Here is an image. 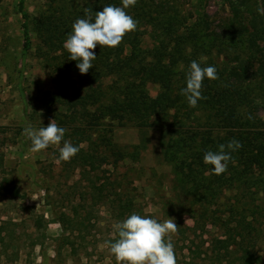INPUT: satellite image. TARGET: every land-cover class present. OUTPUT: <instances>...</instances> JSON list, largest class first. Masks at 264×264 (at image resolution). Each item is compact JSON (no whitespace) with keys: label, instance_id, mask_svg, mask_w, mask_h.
Instances as JSON below:
<instances>
[{"label":"rangeland","instance_id":"374dc122","mask_svg":"<svg viewBox=\"0 0 264 264\" xmlns=\"http://www.w3.org/2000/svg\"><path fill=\"white\" fill-rule=\"evenodd\" d=\"M18 2L0 0V153L6 171L0 173V264H263L264 179L259 187L247 188L234 182L227 169L223 177L233 182L232 186L227 182L218 198L199 201L201 191L191 182L192 177L177 173L166 158L168 137L163 130L170 123L168 116L149 119L148 128L133 124L117 127L104 120L102 126L111 125L112 132L103 133L105 141L92 132L87 142L84 135L70 130L73 114L61 104L64 91L60 87L67 82L73 88L68 95L76 98L82 94L78 73L71 68L67 73L62 66L58 73L56 64H71L69 47L84 45L73 44L72 35L76 40L87 37L101 44L98 32L103 24L112 23L111 18L110 22L103 20L106 12L128 16L135 15L136 7L159 10L176 15L179 24L185 23L188 29L202 18L203 28L208 25L206 31L217 35L237 10L248 20L251 13L257 21L264 20V0H112L106 9L97 0H24L32 38L24 63ZM36 20L57 30L62 42L57 44L58 53L45 47L47 34L35 31ZM136 25L138 46L153 49L158 42L154 29L139 21ZM221 44L224 49L220 51L201 45L202 61L220 69L227 63L235 66L236 51L226 45V39H221ZM61 45L67 59L62 58ZM49 65L56 66L55 70ZM108 79L103 80L105 85L110 84ZM231 80L225 77L227 86ZM251 84L248 97L252 102L242 106L240 115L256 119L249 131L261 135L259 143H242L248 145L250 158L255 154L263 158L264 79L253 76ZM147 91L154 97L158 86L148 84ZM97 105L90 106L91 112ZM201 122L210 124L203 117ZM230 138L234 139L232 134ZM75 142L83 149L100 152L103 159L96 170L68 162L67 150ZM4 177L12 180L19 196L13 197L3 188ZM120 202L130 206L146 231L128 256L112 248L118 233L129 232L125 218H119L117 212ZM215 239H227L228 250L216 254Z\"/></svg>","mask_w":264,"mask_h":264},{"label":"trees","instance_id":"16d2710c","mask_svg":"<svg viewBox=\"0 0 264 264\" xmlns=\"http://www.w3.org/2000/svg\"><path fill=\"white\" fill-rule=\"evenodd\" d=\"M97 1L106 9L112 0ZM132 7L128 10L129 14L136 5ZM136 9L135 15L132 13L128 16L122 15V12H118L119 15L115 12L110 16V12H106L103 20L111 18L112 23L111 26L103 24L101 32H98L101 44H94L87 37L76 40L72 35L70 40L73 44L77 46L79 42H83L84 45L75 49L69 47L72 51L71 64L68 61L65 66L62 61L56 64L59 66L58 73L63 70L67 72L68 68L78 73V85L82 94L76 98L68 95L73 90L70 82L60 87L64 91L61 95L64 101L61 104L70 108L73 114L70 130L75 135H84L87 142L92 139V132H98L97 138L105 141L102 137L103 133H111L113 127L111 125L103 127L104 120L117 127L133 124L138 128H148L149 119L163 120L168 116L170 123L166 124L163 130L168 137L165 154L169 156L166 155V158L177 173L192 177L191 182L201 191L197 194L199 201L208 203L206 201L210 200V197L218 198L227 182L232 186L233 182L223 177L227 169L230 178L236 180L234 182L248 185L247 188L259 187V181L262 182L264 179V155L262 158L259 154H255L250 158L248 145L243 144L242 141L252 140L259 143L261 134L250 133L249 129L253 127L256 119H252L250 115L241 118L240 112L244 109L243 105L252 102L248 97L252 93L249 91L251 77L259 76L264 79V20L257 21L256 15L252 13L251 19L248 20L246 14L237 10L235 17L225 24L220 33L221 37L220 34L211 33L212 31L208 33L206 31L208 25L203 28L205 21L202 18H197L196 23L188 29L185 23L179 24L176 15L141 7ZM18 11L23 20L21 59L24 63L27 52L32 46L30 19L24 8V0H19ZM137 21L148 24L154 29L153 33L158 42L153 49H141L138 46L140 33L136 31ZM45 26L38 20L34 23L38 34L42 31L47 34L44 39L45 47L53 53H58L57 44L62 42L56 34L57 30ZM221 39H226V45L229 47L231 45L236 51L235 66H229L227 63L226 67L224 64L220 69L217 65H206L202 61L204 53H199L202 46H209L208 50L212 49L210 46L213 50H223ZM63 48L61 45L62 51ZM62 58H68L65 49ZM56 66L49 65L51 69ZM61 66L65 69L62 70ZM222 71L226 73V79H232L228 86ZM22 75L21 69L20 80ZM108 77L110 84L105 85L103 80ZM246 81L249 82L245 88ZM148 84L158 86V92L154 97H151L147 91ZM20 94L23 95L22 90ZM94 104L98 105L91 112L90 106ZM202 117L210 124L202 123ZM234 129L235 133L232 131ZM230 134L234 139L230 138ZM215 138H222L221 142L216 143ZM228 143L232 145L230 149ZM79 144L80 142H75L68 148V162L76 165L77 168L96 170L97 163L102 158L100 152L83 149ZM252 146L255 145L252 143ZM254 148L259 152L257 145ZM3 160V155L0 153V173L6 172ZM3 182L6 191L13 197L19 196V189L11 179L4 177ZM117 206L119 218H125L124 225L128 226L129 232L118 233L113 240L112 248L128 256L143 241L146 231L142 230L139 218L134 215L128 204L120 202ZM214 246L217 248L216 254L220 249L229 248L227 239H215ZM242 248L240 246V249Z\"/></svg>","mask_w":264,"mask_h":264}]
</instances>
